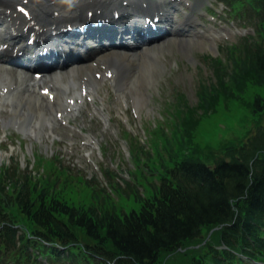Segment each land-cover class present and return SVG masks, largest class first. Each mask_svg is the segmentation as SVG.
I'll return each mask as SVG.
<instances>
[{"label": "trees", "instance_id": "obj_1", "mask_svg": "<svg viewBox=\"0 0 264 264\" xmlns=\"http://www.w3.org/2000/svg\"><path fill=\"white\" fill-rule=\"evenodd\" d=\"M251 3L262 19L257 39L244 41L236 59L231 61V81L239 91H244L251 81L264 86V0ZM213 75L218 83L214 92L227 88L221 85L225 79L219 67L213 66ZM215 83L211 82L213 86ZM210 88L204 86L199 96L207 99L203 95L208 97ZM196 122L195 118L182 121L186 129L183 135L189 144ZM255 132L240 147H230L226 151L230 157L225 155L228 161H217L213 171L200 160L186 156L177 159L182 154L169 146L172 167L161 166L164 171L160 183L151 188L145 199L136 197L142 208L128 216H118L97 203L86 208L68 206L45 189L34 192L30 174L16 178L6 175L19 195H29L20 208L24 228L30 227L32 238L24 235L17 253L11 252L14 230L0 221V244L7 249L4 255L9 254L22 264L35 262L36 256L29 250L32 247L58 257L53 247H42L44 243H57L70 247L65 259L78 264H159L164 252L199 244L204 240V230L220 227L215 238L190 256L189 264H234L238 259L231 251L263 260L264 128L257 127ZM180 174L190 175L192 187L178 181ZM5 206L7 201L0 198V210Z\"/></svg>", "mask_w": 264, "mask_h": 264}, {"label": "rangeland", "instance_id": "obj_2", "mask_svg": "<svg viewBox=\"0 0 264 264\" xmlns=\"http://www.w3.org/2000/svg\"><path fill=\"white\" fill-rule=\"evenodd\" d=\"M226 16L227 19L234 21L230 15L226 14ZM235 40L236 37L232 39V41ZM200 52V46L197 43L185 47H180L176 45H161L159 48L151 52L152 59L150 60L149 65L152 66L154 70H151L149 83L153 92L154 103L153 108L148 109L142 115L141 121L143 129H147L148 131L149 129L153 130L159 127L163 131H165L166 129L165 132H167L168 127H171L170 119L178 114V102H184V104L188 103L190 107H193L196 104L197 92L206 85V82H214V79L211 78V72L207 66V63H205L203 58L199 55ZM203 81H205V83ZM199 82H201V85H198ZM221 85L228 86V93L233 92V87L230 81L222 83ZM245 92H251L249 87H247ZM36 106L39 109H44L42 105L39 106L37 104ZM108 109L112 112L114 117H116L117 113L119 112L118 104L115 102H112L108 106ZM92 113V109L87 106V111L83 112V114L93 119L89 124L86 122L88 120L87 117H84L83 120H80L79 118V120L77 119L75 123L69 122V125H71V127L62 124V130L54 128V130H52L53 137L46 139L43 138L42 135L44 133H48V128L42 129L40 132V138L37 141H31V139H29V137L27 136V131H24L26 135L19 137V134L17 135L11 125L4 128L0 126V148L11 146L14 148V152L16 153V155L14 156L19 157V155L26 151L27 143L31 142V144H33V148L32 150H30V155H25V160L20 159L21 167H25L27 165L31 167L30 162H32L33 160L26 161V159H33L35 153H38L37 155L48 156L49 159L52 158L54 154H56L59 156V159L63 157L66 161V157L67 155H69L66 150L71 151L72 143V146H74L76 142H82L81 140L84 139L83 137H78L80 133H78L79 127L76 126V123H82L83 125H85L87 131H89L92 136L96 133L94 137H96L97 139V145L100 146L102 144V141L103 143L106 142V134L105 136L101 133L97 135V131L99 130L100 124L97 120H94V118L92 117ZM176 120L177 119H174L172 122L174 123ZM167 121H170L168 122V126H166ZM214 122L215 119L206 121L204 122L203 127V130L207 132V136L210 139L211 145H215L218 140L217 132L213 126ZM55 137L59 141L56 140ZM109 137L114 141L113 136L110 133ZM181 142L182 144L177 145V150L180 149L185 151V148L188 147V143L185 144L183 139L180 140V143ZM92 146L93 150L90 151V158L93 161V165H95L98 161L101 160V158L97 156L99 154L97 153L96 149H94V145ZM105 150L107 151V155H103L102 160L105 162L106 165H108L107 161L110 159V157H113L117 161L120 160L122 157V154L120 152L122 151V148H120L115 141L114 146L112 148H110L109 143L106 144ZM46 151H48V153ZM88 152L89 151L87 150H81V153L79 155V150L77 149L73 152V156L76 158H82L83 162L80 159V163H82L81 169H83L81 171L89 173L91 171L90 164L84 157ZM103 158H106L107 161H105ZM4 159V156L2 158L0 157V161ZM48 163H52V161ZM33 167L34 173H43L41 168L42 164H36ZM52 167L58 169L55 165ZM73 169L74 170L71 171V174H66L68 178L66 182H68V184L71 183L73 185H77L76 180L81 177H79L80 173L79 171H77L78 168ZM44 174L46 173L44 172ZM58 174L63 175L64 173ZM77 192H81L87 195V190L83 189V187L81 186L69 187L66 191V194L60 192L58 195L65 197L66 199H70V197ZM79 198L80 196L73 198V200L76 201ZM134 206L136 209L138 208V204H134ZM125 207L128 208L129 205L127 204Z\"/></svg>", "mask_w": 264, "mask_h": 264}, {"label": "bare ground", "instance_id": "obj_3", "mask_svg": "<svg viewBox=\"0 0 264 264\" xmlns=\"http://www.w3.org/2000/svg\"><path fill=\"white\" fill-rule=\"evenodd\" d=\"M67 5H69V3H67ZM65 9H67V8H65ZM183 34H184V32L179 33V34H177V37H180ZM196 38L203 39L204 37L196 35ZM179 42L182 43V41H179ZM104 57L105 58H103V61L104 62L109 61L110 67L113 69L114 73L118 70L117 71V80H118L120 88L128 89V88L137 87L138 84L141 82L144 71L147 72L146 68H142L143 71L137 70L134 68V66L136 65L134 63H137V64L143 63V58L141 56H137V55L125 56L124 54H122L120 52L112 51V52H108V53L104 54ZM56 64H58V63H56ZM105 66H107L109 68L108 65H105ZM71 67H73V68L66 75H61V76L59 75V77H58L61 81H63V82L66 81L65 84L69 85L70 87L73 85L72 80H74L73 78L75 77L76 71H78V74H81V72H84L85 75L91 74V71H93L92 66L80 67V66L76 65V66H71ZM5 74H8V72L5 69H0V76L2 75L3 77H5ZM52 78L53 77L47 76L43 80L42 85L38 87L39 90L41 91L44 89H48L50 93H52V91L57 93L58 90H57L56 85L53 83L54 80H52ZM32 80H33V78H32ZM50 80H52V81H50ZM24 81H27V83H29L31 81V76L29 77L27 75V79ZM6 83L9 86L15 85L17 87L16 102L18 103V105H20L24 101V97H21L19 99V97L21 95L29 97L31 99L32 96L26 95L24 92V90L26 88H28L29 85L18 84V82H14L12 79L10 82L8 80H4V79L0 78V85H1L0 95H2L4 97H8L7 96L8 90L2 89V87L5 86ZM56 96L57 97H56V99H54V103L52 104L50 101H48L46 98H43L38 93L34 94L33 98L31 99V100H33V104L34 105H37V104L38 105H45V108L43 110H37L36 107H33L31 109H30V107H27V111L26 112L23 111V113H21V112H18L21 109L20 106H18L12 110V116L11 117L3 118L1 120L2 124L7 125L6 123L12 122L14 124H18V127L21 128L23 126L25 120H26L25 115L29 116L30 111L32 112L31 118L33 115L34 116L36 115L35 121L39 120V121H41V123L42 122L47 123L46 118L44 117L43 113L49 112V111L51 113H53V111L56 110L55 106H57L58 108H69L68 114H73V111L78 110L77 104H70V102L72 101V98L76 96L75 93H72V97L69 100L64 101V102L59 101L61 99L59 95H56ZM142 102L143 101L141 99H139L137 103H138V105H141ZM20 125H22V126H20Z\"/></svg>", "mask_w": 264, "mask_h": 264}]
</instances>
